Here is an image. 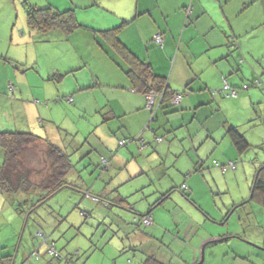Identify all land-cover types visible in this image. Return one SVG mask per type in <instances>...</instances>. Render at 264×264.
Instances as JSON below:
<instances>
[{
  "label": "rangeland",
  "instance_id": "1",
  "mask_svg": "<svg viewBox=\"0 0 264 264\" xmlns=\"http://www.w3.org/2000/svg\"><path fill=\"white\" fill-rule=\"evenodd\" d=\"M25 1L28 0H0V127L47 139L70 156L74 169L67 176L72 187L54 194L45 206L36 208L30 218L27 213H17L16 209L21 206L15 205L18 203L15 198L10 200L0 194L4 198L0 207L3 210L0 213V242L9 243L7 251L18 257L17 264H67L68 261L70 264H146L151 256L171 264H264V207L257 201L249 202L259 154L261 163L264 162V11H249L238 21L237 17L233 20L235 28L243 29L239 24L247 20L255 22L259 29L253 37L243 41L241 48L236 41L233 54L252 52L261 55V77L256 76L254 81L252 77L258 67L243 65L248 74L244 78L249 82L242 85L245 88L254 84L261 88V106L255 111L251 109L248 113L238 114L235 105L226 111L222 104L218 105L221 111L218 106L209 109L211 114L206 119L202 110L195 112L193 108L192 114L185 113L190 118L197 116L200 121L192 135L194 139H178L173 148L165 140L163 128L158 129L156 122L150 126L152 112L156 108L152 111L147 107L146 99L143 109L151 116L141 128L140 139L133 141L135 136L123 127V119H111L109 112V102L114 106L117 102L107 96L122 92L117 85L123 86V73L115 65L111 71L110 61L103 62L90 55V41L86 42L82 33H76L67 41L58 30L41 34L30 29L23 6ZM31 1L38 7H46L47 1L63 2ZM118 3L122 4L121 1ZM89 34L92 38L94 33ZM176 52L177 48L174 54ZM162 53L152 52L154 61L163 59ZM82 55L89 59L88 65L69 73L77 64L81 65L77 62H81ZM172 64L173 59L164 63L162 68L165 69L166 65L171 68ZM54 74L65 77L59 82L48 81V77ZM211 75L210 72L204 77ZM84 82L98 85L84 91ZM78 83L80 90L74 95ZM216 91L211 87L207 94L214 99ZM69 96L74 98L73 104L66 101ZM103 97L105 101H102ZM222 98L220 104L232 97L224 94ZM99 99L102 102L98 104ZM169 104L178 110L179 106ZM206 107L209 106L201 109ZM172 111L173 108L160 110L158 117L166 119L178 115L174 125H182L181 110ZM118 124L121 129L111 134ZM230 125L241 126L240 133L252 146L246 152L240 154L235 145L232 148L226 145L232 142L230 136L216 148L209 147L212 138H205L207 131L211 129L213 136L217 133L223 137ZM135 126L130 122L129 131ZM154 130H157L156 134ZM176 133L178 136L188 135L187 128H180ZM173 134H169L171 139ZM160 137L164 141L163 146L156 140ZM120 141L127 145L120 147ZM145 143L149 144V151L138 154V149L142 151ZM39 145L40 149L46 147L44 142ZM40 149H29L27 159L34 156L40 159ZM132 153L135 158H132ZM147 155L151 160L156 158V164L150 165ZM227 155L235 157L237 170L224 174L216 163L227 164ZM201 156L208 158L207 161L202 159L206 161L202 171L197 163H193V159L198 161ZM103 159L111 164L117 160L133 171H140L144 164L148 173L120 184L121 168L112 164L105 170ZM32 160L33 165L37 164ZM43 163L45 160L41 167ZM185 183L191 186L186 185L188 188L183 191ZM117 185L119 194L128 195L130 206L105 205L108 192ZM168 191H172L169 199L158 205L157 202ZM150 211L151 224L146 226L143 220ZM39 230L55 243L62 255L61 260L48 254L47 245L38 236ZM184 233L189 235L188 241ZM218 236H230L231 239L206 246ZM258 237L261 238V246L256 244ZM27 248L32 256L25 262L24 251ZM203 249L204 261L201 262Z\"/></svg>",
  "mask_w": 264,
  "mask_h": 264
},
{
  "label": "crops",
  "instance_id": "2",
  "mask_svg": "<svg viewBox=\"0 0 264 264\" xmlns=\"http://www.w3.org/2000/svg\"><path fill=\"white\" fill-rule=\"evenodd\" d=\"M118 1H121L122 4L119 5ZM47 3L59 10L74 9L77 19L82 25L92 26L100 31L118 27L124 21L130 22V25H128L120 34V40L123 44L126 45L141 61L151 65L155 74L167 78L172 91L176 93H180V91L184 92L180 93L183 94V98L178 107V110H181V115L183 116L182 125L178 127L174 125V121L178 115H171L166 117V119L159 118V122L156 123L158 129L163 128L165 140H167V143H169L172 147L174 143H178L177 141L179 140L188 138L192 140L194 139L192 135L196 132L195 128H197V122L200 121L196 119L197 116L190 118L189 114L185 113L189 112L192 114L193 108H195V112H200L202 110V116L206 119L211 114L209 113V109H213L214 106L218 105L222 106V104L224 105L226 111L229 110L228 108L232 106V104L235 105V112L238 114L244 112L248 113L251 109L255 111L256 107L261 106V88L254 86V84L253 86L250 85L248 89L242 87L244 83L249 82L247 78H244V76H248V74L246 73V68H243V65L252 64L258 67V70L254 72L252 77L254 78V81L256 80V76L261 77V55H255L252 52H250V54L239 52L238 56L233 54L235 51L234 48L237 46L236 41L239 43V47L241 48L243 41L246 38L253 37V33L259 29L258 27H255V22H248L247 20H245L244 23L239 24L243 29L235 28L233 26V20L237 17L238 21L239 18H243L244 14L249 11L256 13L259 10H262L263 12L264 0H63V2L47 1ZM78 33H82L86 42L90 41V55L93 54L94 58L96 57L98 60L101 59L103 62L106 60L110 61L112 63L109 64L111 71L112 65H115V67L123 73L125 78L122 82L123 86L117 85L122 92L110 93L107 96L108 98H115L114 100L117 102L114 106L108 101L111 106L109 111L110 118L123 119V127L127 128V132H131L134 136L139 135L141 128L148 123L151 116L150 112L143 109L145 104L144 99H146L147 104V96L133 90V87L125 73L105 51L107 50L110 53H113L106 43H102L105 48L104 50V48L98 44L97 37H95L94 34L91 38V35L87 34L88 32L82 31ZM159 35L163 39L162 46L156 40V37ZM72 37L75 36L73 35ZM64 39L68 41L71 37ZM176 48L177 52L174 54ZM158 51L163 52L162 57L163 55L165 57L161 60L154 61L152 52ZM172 59L173 64L171 68L167 65L165 69L162 68L164 63H168ZM80 61L81 62L77 63L81 65L77 64L68 72L74 73L84 69L88 65L89 59L82 55ZM210 72L213 75L205 78V74ZM240 75L242 78L239 79ZM49 78L50 77L47 79L48 81ZM225 80L233 89L237 90L238 97H232L227 101L223 100L225 102L220 104L224 95L222 90L225 87ZM83 84L86 86L83 89L84 91L95 89L98 85L94 84V86H92L89 82H84ZM211 87H215L217 90L216 94H214V99L209 97L207 94ZM78 88H80L79 83L74 91V95L79 92L80 89ZM102 101H105L104 97L102 98ZM102 101L99 99L98 104ZM73 103L74 102L70 104ZM156 103L157 105L161 103L160 96H157ZM169 103H171V101L162 104L161 107H169ZM203 106L209 107L201 109ZM221 106H218V110L220 111ZM170 109L172 108H169L168 110ZM178 110L176 109L175 112ZM142 111H144V114L141 113ZM259 112H261V109H259ZM130 122L135 123L136 126L134 130L129 131ZM230 126L236 127L238 131L241 127L240 125ZM120 127L122 126H119V124L115 125L111 134L114 132L116 133L119 129H121ZM180 128H187L188 135L179 134L178 136L176 131ZM2 129L9 130L8 128L0 127V130ZM172 133L174 134L171 139L169 134ZM207 133L208 135H206L205 138H212V141L209 143L210 148H216L219 144L225 142L229 136L228 133L223 135V137H219L220 134L217 136V133L213 136L211 129L208 130ZM160 144V146H163L164 141ZM252 144L255 145L256 141H252ZM226 145H230L232 148L234 143L232 141L226 143ZM144 147H146V143L143 145V148ZM147 150L141 152L140 149H138V154H147L149 151ZM182 152L183 151L179 149V153L182 154ZM132 155V158H135L136 155L134 153H132ZM224 155H226V153H224ZM147 159L148 163L150 162V165L156 164V161H158L156 158L151 160L149 155H147ZM202 159H205L206 161L208 160V158H202V156L198 158V161L193 159V163H197L200 171L205 168L206 163V161ZM227 159H229V161H234L235 157L233 155H227L225 160ZM256 159L258 160V163L255 165L257 174V170L264 164V162L261 163V154H259ZM112 164L121 168L119 174V177H121L119 181L120 184L123 182H131L139 176H143L148 173L144 164L140 167V171L130 170L125 167L126 164L121 165L120 163H117V160H113ZM142 170H145L146 173ZM232 170L233 169H229L226 173ZM236 170L237 164L236 169L233 171ZM183 185H187L189 187L191 186L190 183H185ZM118 186L119 185L108 192V197L110 196L111 199L114 197L112 194L116 193V190L118 191ZM104 192L106 193L107 191ZM116 194L120 197L127 198L128 200V195H122L119 193ZM120 197L116 195L114 199ZM169 197L170 193L163 201L169 199ZM252 201L257 200L253 199L251 191V199H249V202ZM3 204L4 198L1 195L0 207H2ZM258 204L261 205L259 202ZM125 205L129 206L130 204ZM0 213H3L1 208ZM28 216L31 217L30 215ZM17 234L15 236H17ZM43 234L44 233L40 232V230L38 231V236L43 238L45 244L48 245L47 243L50 241L46 237L47 235ZM188 236V234L184 233L185 240H187ZM219 237L220 236L217 238ZM217 238H212L210 242L216 240ZM260 239L261 238L258 237L256 244L261 246ZM210 242L206 243V246L211 245ZM8 244V242H0V259L11 256L12 264H17L18 257H13V255L7 251L9 248ZM31 256V254H28V248L25 249V262H28V260L31 259ZM70 263V261L67 262V264Z\"/></svg>",
  "mask_w": 264,
  "mask_h": 264
},
{
  "label": "trees",
  "instance_id": "3",
  "mask_svg": "<svg viewBox=\"0 0 264 264\" xmlns=\"http://www.w3.org/2000/svg\"><path fill=\"white\" fill-rule=\"evenodd\" d=\"M23 6L26 12L28 25L33 31H37L41 34H47L51 31L58 30L64 34L65 38H70L80 31L88 32V34L93 32L95 37H97L98 44L102 48H104L102 43H106L113 53L105 50V48L104 50L125 73L134 91L142 93L145 96L155 93L162 97V102L159 104L158 109L155 110V112H152L153 114L150 124L158 122V112L160 110L166 111L169 108H173L172 112H175V109L172 106L166 108L161 107L162 104L172 101L173 96L177 94L170 89L167 78L155 74L151 65L141 61L120 40V34L128 25H130V22L124 21L118 27L100 31L82 25L78 21L74 9L61 11L49 3L46 4V7L45 5L44 7H38L39 5L37 3H33L31 0L25 1ZM69 73H66L65 75H68ZM65 75L54 74L50 76L49 81L59 82L65 77ZM230 89L235 90L231 86ZM230 89H223L222 93L225 94L226 97H238L237 90H235L237 96H231ZM70 98L73 99L72 96H69L66 98L67 100H65L69 103L74 102V99L70 102ZM178 106L175 105V107ZM154 133L156 134L157 130H154ZM227 133L231 137L240 154L246 152L250 147H252L246 137L241 134L236 127L230 126ZM138 139L140 138L137 135L134 137L133 141ZM156 140L158 143L163 142L161 137ZM43 142L46 146V150L44 148L40 149L41 146L39 144H42ZM126 145L125 141L119 142L120 147ZM36 148H39L41 151V153H39L40 159L38 156H34L32 159H34L37 164L33 165V160L27 159L26 155L29 149ZM147 149L149 150L148 143H146V147H144L142 151ZM41 160L42 162L45 160L42 167ZM230 162L235 163L231 160L227 164L223 165L216 163V166L220 167L223 173H226L227 170L232 169L231 167H228ZM102 165L105 170H108L111 167V162L103 159ZM224 168H226L225 172ZM73 169L74 164L71 161L70 156H68L60 147L50 143L47 139H43L28 132L0 130V193L8 196L10 200L11 198H15V202H18L15 205L21 206L19 210L16 209L19 215L22 213H27V215L34 214L33 212L35 209L45 206L54 194L69 186L72 187L67 180V176ZM142 171L146 173L145 170ZM182 189L185 191L187 187L183 185ZM116 193H118L117 190ZM169 193L170 192H167L163 198L157 202V204H161ZM116 195L120 197L118 194ZM116 195L113 196L115 197ZM252 196L253 199H256L264 207V164L257 170V175L252 187ZM114 197L111 199L109 196L104 200L107 207L126 206L125 204L129 205L127 198L120 197L114 199ZM150 214L151 212L148 213L146 218L143 220V224L146 226L148 225L145 224V219H150L149 225L151 224V218L149 217ZM230 239V236H220L216 240L210 242V244L226 243ZM47 244L48 254L61 260L62 255L57 250L55 243L48 242ZM52 249L55 250V253H51ZM11 258V256H7L4 259L1 258L0 264H12ZM146 264L171 263H164L156 257L151 256L147 259Z\"/></svg>",
  "mask_w": 264,
  "mask_h": 264
},
{
  "label": "built area",
  "instance_id": "4",
  "mask_svg": "<svg viewBox=\"0 0 264 264\" xmlns=\"http://www.w3.org/2000/svg\"><path fill=\"white\" fill-rule=\"evenodd\" d=\"M156 40L157 42L162 46L163 45V39L162 37L159 35L156 37ZM230 87L228 85L225 86V90H229ZM231 90V89H230ZM231 96H237V93L235 90H231V93H230ZM159 96V95H156L154 93H151L148 95V100H149V106H154L155 104V99L156 97ZM181 99H182V95L181 94H176L172 100V103L174 105H178L180 102H181ZM70 102H72V98H70ZM122 143V142H121ZM228 167H231L232 169H235V163H232L230 162L228 164ZM226 171V168H224V172ZM150 223V219H145V224L149 225ZM51 253H55V250H51Z\"/></svg>",
  "mask_w": 264,
  "mask_h": 264
},
{
  "label": "clouds",
  "instance_id": "5",
  "mask_svg": "<svg viewBox=\"0 0 264 264\" xmlns=\"http://www.w3.org/2000/svg\"><path fill=\"white\" fill-rule=\"evenodd\" d=\"M226 85H228L229 87H230V85L227 83V81L225 80V86ZM245 88L246 89H248L249 88V86H245ZM224 89H225V87H224ZM155 94V93H154ZM177 94H180V93H177ZM149 95V94H148ZM148 95H147V107H149L152 111L154 110V108H156V110L158 109V107H159V105H157V97H156V99H155V104H154V106H149V100H148ZM156 95H158V94H156ZM176 95V94H175ZM174 95V96H175ZM182 95V98H183V94H181ZM174 96H173V98H174ZM173 100V99H172ZM72 101H73V99H72ZM181 101H182V99H181ZM161 102H162V97H161ZM171 103H172V101H171ZM181 103V102H180ZM179 103V104H180ZM161 104V103H160ZM178 104V105H179ZM174 105V104H173ZM178 105H176V106H178Z\"/></svg>",
  "mask_w": 264,
  "mask_h": 264
},
{
  "label": "water",
  "instance_id": "6",
  "mask_svg": "<svg viewBox=\"0 0 264 264\" xmlns=\"http://www.w3.org/2000/svg\"><path fill=\"white\" fill-rule=\"evenodd\" d=\"M203 261H204V250H203L202 261L201 262H203Z\"/></svg>",
  "mask_w": 264,
  "mask_h": 264
}]
</instances>
